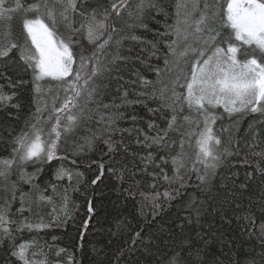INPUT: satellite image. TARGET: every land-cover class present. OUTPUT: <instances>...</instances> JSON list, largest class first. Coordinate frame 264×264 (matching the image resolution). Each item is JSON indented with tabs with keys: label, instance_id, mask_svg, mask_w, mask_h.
I'll use <instances>...</instances> for the list:
<instances>
[{
	"label": "snow or ice",
	"instance_id": "obj_1",
	"mask_svg": "<svg viewBox=\"0 0 264 264\" xmlns=\"http://www.w3.org/2000/svg\"><path fill=\"white\" fill-rule=\"evenodd\" d=\"M157 17H163V30L154 26L160 23ZM168 18L165 0H0V81H6L0 83V109L20 108L13 100L28 83L21 73L31 74L37 100L53 87L63 92L59 107V94L53 96L47 121L43 111L48 106L38 104L24 129L5 141L11 154L0 158V181L5 191L11 186V199L0 205V264H37L29 259L36 241L17 244L14 233L51 225L34 224L24 215L31 210L25 198L39 190L36 181L45 166L59 161L52 165L53 175L68 185L61 194L64 219L58 222L73 219L66 211L67 191L78 190L84 173L63 161L70 154L76 165V156L100 144L106 146V151L99 150L107 157L108 173L119 184H128L123 189L126 200L135 199L141 174L153 178V187L160 179L168 185L152 201L150 217L141 203L143 221L135 227L127 217L117 222V233L131 234L128 247L122 246L109 264H130L129 256L138 250L152 257L147 264H264V0H176L172 23ZM17 19L19 37L12 31ZM84 40L93 45L90 51ZM137 105L155 119L147 121L148 132L135 128L137 148L130 152L124 133L132 132L120 122L135 125L141 118L127 115V110ZM254 113L258 119L240 133L239 121ZM225 119L227 125L215 128ZM159 120L165 121L163 126ZM78 129L87 134L78 135ZM232 156H242L245 165L254 163L253 171H245L243 179L233 172L231 179L217 181L220 168L234 167ZM97 172L91 186L104 176V162ZM193 176L194 185L189 183ZM257 181V194L245 205L241 197ZM47 187L57 194L58 185ZM47 187L38 200L51 203L53 197L43 194ZM114 187L119 191V185ZM17 200L14 218L11 205ZM177 205L182 214L168 223V210ZM257 208L258 236L249 232L255 229ZM95 212L87 199L80 240ZM236 228L241 235L255 236L258 248L238 245L231 238Z\"/></svg>",
	"mask_w": 264,
	"mask_h": 264
},
{
	"label": "trees",
	"instance_id": "obj_2",
	"mask_svg": "<svg viewBox=\"0 0 264 264\" xmlns=\"http://www.w3.org/2000/svg\"><path fill=\"white\" fill-rule=\"evenodd\" d=\"M116 2H119V0H116ZM131 3H135V0H131ZM175 3L176 0H165V4L169 6V23H172V16L175 12ZM157 21H160V23H157L154 26L163 30V17H157ZM12 31L16 37L20 36L21 29L18 19L13 22ZM60 31H64L63 26L60 27ZM147 38L152 39L151 34H148ZM82 42L87 50L90 51L92 49L93 45H89L86 40ZM127 43L128 42H125V44ZM156 63H159L160 67H163L162 61ZM141 70L143 71V69ZM21 74L25 76L28 83L23 85L22 89L17 90L18 95L13 100V103H20V108L14 109L9 107L0 109V136L4 138L3 140H0V158H6L11 154V146L5 144V141L9 138V134L11 133V135H16L24 129L25 121L31 118L32 114L36 111L38 104L42 108L41 105L45 104V100L49 97V94L56 90L53 87L51 92L45 93L39 100H37V94L33 91V85L31 83V74ZM146 75L149 79H155L154 73L148 72ZM0 83L6 84V81H0ZM4 91L9 92L10 89L5 86ZM62 101L63 94H61L58 99L59 103ZM156 103V101H150L149 105L151 107H155ZM217 111H222V109H217ZM8 112L13 113L14 115L6 116V113ZM132 114L141 118L135 122V125L131 120H124L120 122L121 128H127L132 132L131 136L127 132L124 133L125 140L131 146L130 152L132 149L137 148V146L133 143V140L136 137L135 128L138 127L143 129L145 132H148L147 121L149 119H155L139 105L130 107L127 110V115L130 116ZM236 115L239 116L241 114ZM258 116L259 114L255 113L244 115L239 121L238 131L243 133L249 123L257 120ZM164 123V120L158 121L160 126H163ZM228 123L229 121L227 119L218 120L215 128H218L221 124L227 125ZM77 132L78 135L87 134L85 131L79 129ZM262 135H264V133H262ZM192 139L194 140L195 137ZM100 148H103L106 151V146L100 144L98 145L97 150L76 156V165L71 163L73 157L70 154L69 159L67 161H63L65 167L78 169L80 172L84 173L83 180L78 185V190L73 191L71 187H68V204L66 211L73 217V219L67 220L64 224H60L58 219H64V206L61 200V194L63 193V188L68 185V181H57L53 175L55 169L52 165L60 163L59 161L54 160L52 165L45 166L44 171L40 174L39 179L36 181V183L40 186L39 190H32L30 195L32 196L33 194V197L29 196L26 199L27 206L30 207L31 210L25 211L24 215L30 217V221L34 224L43 222L45 224H53V227L51 226L49 229H46L48 227H45L39 230H25L20 233H14L17 244L25 241H31V239L36 241V243L29 248V257L34 258L38 256L41 258L44 256L46 258V264H97L98 261H103V264H109L110 259L115 262L116 254L122 246L124 248L128 247V237L131 234L130 232L124 233L123 235L117 233V222L127 217L132 221L133 227H135L136 221H143L144 218L139 215L138 211L141 203L145 205V214L150 217L151 203L157 198V193H163L165 188H167L168 185L166 182L160 179L155 182V187H153V178L148 174H141L138 176V179H140L139 186L133 189L135 192V199L126 200L124 197L127 196V193L123 192V189L127 188L128 184H119V182L115 180L114 176H111L108 173L107 157L102 154L99 150ZM58 152L60 154H64L62 149H58ZM117 159H123V157H117ZM229 160L233 162L234 167L220 168L218 170L217 181L221 180L223 177H229V179H231L233 172H239L240 178L243 179L244 172L253 171L255 167L254 163L245 165L242 162V156H232L229 157ZM92 161H96V163H92ZM101 162L105 163V174L96 185L91 186L89 182L98 174L97 169L99 163ZM137 164H139L138 159ZM32 170V167L29 165L28 171ZM166 170H168V174L171 176L172 171L169 170V168H166ZM12 179H15V177H12ZM48 179H51L54 184L58 185L57 194H53L52 189L47 187L46 180ZM73 183H75V181ZM189 183L193 185L196 183L194 176ZM258 183L259 181L253 185L249 192H246L241 197L245 205L248 203L249 196H255L257 194ZM116 185H119V191L115 189L114 186ZM23 187L25 191H29L28 185H23ZM46 187L47 191H44L43 194L53 197L51 203L38 200L39 192ZM0 189H2L0 190V205H2L11 195V186L9 185L8 191H5L4 182L0 181ZM159 198L163 199L162 196ZM87 199L92 200L93 207L96 209V212L92 218L93 222L89 223L88 230L83 233V240H80V225L86 218L85 208ZM173 203L176 204L175 201ZM18 207L19 202L18 204L13 203L11 205L10 215H15ZM53 209H55V211ZM177 213H181L179 205L175 208L169 209L168 216L166 217L167 222L171 223L172 220L176 219ZM256 214L257 220L255 229L250 228L249 232H255L258 236V229L260 225V213L258 208L256 209ZM133 217H135V219H133ZM231 238L238 245H243L245 250L252 246H256L258 248V241L255 236L250 238L248 233L241 235L238 228L231 231ZM94 249L96 251H94ZM98 251H100V255L97 254ZM33 252L37 254L33 256ZM3 254L2 248H0V255ZM123 259V257L120 258L121 261ZM151 259L152 257L139 250L129 256L130 264H147V261Z\"/></svg>",
	"mask_w": 264,
	"mask_h": 264
},
{
	"label": "rangeland",
	"instance_id": "obj_3",
	"mask_svg": "<svg viewBox=\"0 0 264 264\" xmlns=\"http://www.w3.org/2000/svg\"><path fill=\"white\" fill-rule=\"evenodd\" d=\"M54 83V82H53ZM56 90L55 91H53L52 93H50L49 94V97L45 100V104L48 106L46 109H44V111H43V116H44V120L45 121H47V117H48V115L50 114V111H51V108H52V105H53V96H56L57 94H59L58 95V98L56 99V101H55V104H56V106L57 107H59L60 105H61V103H59L58 102V99L60 98V96H61V94H63V92H61L60 91V89L58 88V87H54ZM44 104V105H45ZM43 104L41 105L42 106V108H43V106H44ZM239 114V113H238ZM74 182V181H73ZM49 184H54L53 183V181L51 180V179H48V180H46V185L48 186ZM49 189H51V187H48ZM0 190H2V189H0ZM31 193V192H30ZM29 196H31V195H29ZM29 196H27V197H29ZM27 197L25 198V199H27ZM31 197H33V194H32V196ZM11 199V195L9 196V198H8V200H10ZM18 200L17 201H15V202H13V203H17L18 204ZM12 203V204H13ZM13 217L15 218V215H13ZM54 223V222H53ZM11 226V225H10ZM51 226L53 227V224H51ZM51 226L50 227H48V228H46V229H49V228H51ZM40 233V232H39ZM32 240V239H31ZM31 246H33V245H31ZM29 259L30 260H34V261H36L37 262V264L40 262V261H46V258L43 256V257H41V258H39L38 256H36V257H29Z\"/></svg>",
	"mask_w": 264,
	"mask_h": 264
}]
</instances>
